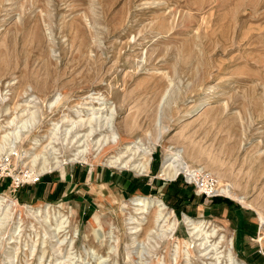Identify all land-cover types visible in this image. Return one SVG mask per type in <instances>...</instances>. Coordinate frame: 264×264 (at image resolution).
Masks as SVG:
<instances>
[{
  "label": "rangeland",
  "instance_id": "1",
  "mask_svg": "<svg viewBox=\"0 0 264 264\" xmlns=\"http://www.w3.org/2000/svg\"><path fill=\"white\" fill-rule=\"evenodd\" d=\"M96 117L111 131L77 143ZM122 141L156 148L153 173L106 166ZM194 172L244 200L197 193ZM138 195L165 227L150 209L135 229ZM0 196V264H264V0H0Z\"/></svg>",
  "mask_w": 264,
  "mask_h": 264
},
{
  "label": "bare ground",
  "instance_id": "2",
  "mask_svg": "<svg viewBox=\"0 0 264 264\" xmlns=\"http://www.w3.org/2000/svg\"><path fill=\"white\" fill-rule=\"evenodd\" d=\"M30 102H33V100L30 101ZM26 107L27 108H32L31 105H27ZM27 108H26V110H27ZM92 110H95L96 112H98V111H101V110L102 111L108 110V108L107 107H105V108H97V109H94L93 108ZM110 112H112V111H109V113ZM94 114H98V113H94ZM79 118H80V116H79ZM99 118H102L101 122H103L105 120L108 121V123H107L108 125L107 126L105 125L106 123H104V124L100 125L99 127H101V129H103L106 126L105 129L111 131V119L110 118H105V119H103V117L88 118V120H86L85 122L82 119L79 122H76V124L73 123V124L76 125L75 129L72 130V131H74V136L73 137H75V138L78 139V142L77 143L81 142L80 140L82 138H84L86 136L89 137L90 135H93V133L94 134L97 133V131H98V124L100 123V121H99L100 119ZM32 122H33V125H34L35 120H33ZM63 122L66 123V122H69V121H68L67 118H64L63 119ZM25 127H26V125H24V128ZM73 128H74V126H73ZM88 130H89V134L87 133L85 135L84 133H82L83 131H88ZM81 133H82V135L83 134L84 135L81 136ZM55 135H56V133H55ZM95 139H97V138H95ZM98 139H100V138H98ZM106 140H109L110 143H113V145L112 146H109V147H104L103 146V143H101L102 151H104L105 149L116 148V143H120L121 142V137L120 136L117 137L116 134L113 133L112 135H110L108 137V139H105L104 142ZM99 143L100 142H97V144H99ZM123 143H133L134 146H132V147L131 146H127V148L125 149L126 151L123 154L118 155V156L113 157L112 159H110L107 162L106 166L115 167V168H122V169L125 168L127 170L130 169V170H132V171H134V172H136L138 174H146V173L150 172V165H151V161H152V158H153V154H154L156 148H154V147L151 148L150 147L151 148L150 149V148H146V147L140 146V142H138V141H133V142H130V141H126L125 142L124 141ZM134 148H136V149H134ZM133 149L135 151H133ZM170 152H171V150L169 149V153ZM128 153H130V154H128ZM58 167H60V166L57 164V165L51 167L50 170L57 169ZM185 167H186V165H185V162L182 159V152L180 150L173 151L169 156H167L165 158L164 163H163L162 170L160 172V177L161 178H164L165 180H174L178 176V174L180 173V170L182 168H185ZM43 170L44 171L46 170L45 173H49V171H50L49 169H45V168ZM219 192H221L222 194L227 195V196L232 195L233 198L235 197L239 201H243L244 200L243 197L236 196V194H234V192L232 190V187L230 185H224V186L221 185V188L219 189ZM4 202L5 201L2 200V197L0 196V206L1 207H2V205H4L6 203V202L5 203ZM131 205L134 207V209L136 211V215L138 216V218L136 220L134 219V223H132V224H136L137 225L135 227V229L137 231H138L139 227H141L142 224L145 222V220H146V216L145 215H148L149 214L150 209L151 210L152 209L155 210L154 219H152L153 221L150 220V223L152 222L155 225V227H161L162 224L165 227V224L173 217L171 215L173 213V211H171L172 213L170 211H168V208H167L166 204L163 203V201L159 200L156 197L138 195V196H135L133 199H131ZM34 208L37 209L36 212L39 215H42V216L46 212H49L51 210V206L43 205V202L42 201L37 206H35ZM41 208H43V209L40 210ZM58 213L59 214H62L61 211H59ZM38 214H37V216H39ZM56 214L57 213H55L54 215L56 216ZM61 217H63V221L61 222V225L67 224L68 223V220L70 219V217L69 216L66 217L65 215H63ZM185 220L190 224V226H191V229L190 230L193 233L195 231H197V232H195V234L197 233V235H200L201 233L203 234L206 231V229H208V231L206 233H208L209 231H212L214 235L215 234L217 235V233H218V231L220 229V228L217 229L216 227H214V228L211 229V227L213 225L210 224V223H208L206 220H194V219H192L190 217H187V216L185 217ZM97 221H98L97 216H94L92 218V222H94V225H95L94 232H96V230L99 228V225H100V223L98 224ZM62 228L63 227L60 226L58 230H61ZM59 232L61 233L63 231H59ZM205 235L206 234L201 235V236H204V238L202 237L203 239L213 238V235L212 234H211L210 237H205ZM228 244L231 245L232 248L234 249V241L232 239L229 241ZM241 264H245V263L242 262Z\"/></svg>",
  "mask_w": 264,
  "mask_h": 264
},
{
  "label": "built area",
  "instance_id": "3",
  "mask_svg": "<svg viewBox=\"0 0 264 264\" xmlns=\"http://www.w3.org/2000/svg\"><path fill=\"white\" fill-rule=\"evenodd\" d=\"M187 183L192 185L197 193L201 195H206L207 197L219 195V188L210 175L194 172L189 175Z\"/></svg>",
  "mask_w": 264,
  "mask_h": 264
},
{
  "label": "crops",
  "instance_id": "4",
  "mask_svg": "<svg viewBox=\"0 0 264 264\" xmlns=\"http://www.w3.org/2000/svg\"><path fill=\"white\" fill-rule=\"evenodd\" d=\"M153 171V168H152V165L150 166V173H153L152 172ZM122 177L119 175V176H117L114 180H109V181H106L105 180V178H102L103 179V181L105 182V185H111L112 187H117V186H122L123 184L122 183H120V179H121ZM139 181H141V180H137V182H139Z\"/></svg>",
  "mask_w": 264,
  "mask_h": 264
}]
</instances>
